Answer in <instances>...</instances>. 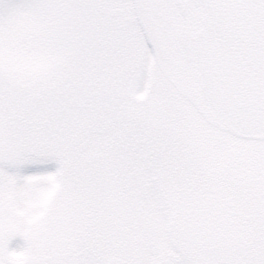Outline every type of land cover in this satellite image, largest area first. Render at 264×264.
I'll list each match as a JSON object with an SVG mask.
<instances>
[{
    "label": "snow or ice",
    "instance_id": "obj_1",
    "mask_svg": "<svg viewBox=\"0 0 264 264\" xmlns=\"http://www.w3.org/2000/svg\"><path fill=\"white\" fill-rule=\"evenodd\" d=\"M0 264H264V0H0Z\"/></svg>",
    "mask_w": 264,
    "mask_h": 264
}]
</instances>
